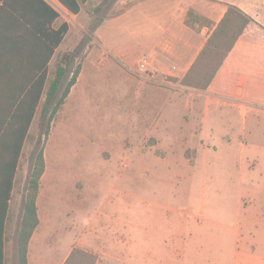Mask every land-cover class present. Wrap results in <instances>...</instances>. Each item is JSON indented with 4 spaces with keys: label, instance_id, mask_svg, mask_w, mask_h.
I'll use <instances>...</instances> for the list:
<instances>
[{
    "label": "crops",
    "instance_id": "1",
    "mask_svg": "<svg viewBox=\"0 0 264 264\" xmlns=\"http://www.w3.org/2000/svg\"><path fill=\"white\" fill-rule=\"evenodd\" d=\"M43 1L60 14L52 28L57 29L64 22L69 24V32L56 57L72 33L71 17L80 14L73 15L58 0ZM4 2L0 0V84L19 79L12 71L16 66L14 37L19 33L22 38H28L22 27L13 28L9 13L1 12ZM227 4L238 7L257 24L248 25L209 88L184 87L179 93L157 87L156 83L182 80L187 75L225 15ZM189 11L207 19L209 24H195L196 29L191 28L187 25ZM109 22V27L103 26L101 33L104 49L116 54L120 63L134 68L137 63L147 61L144 80L133 82L129 76L122 77L124 84L118 105L126 114L129 112V91L133 88L134 108L143 109L148 119L143 121V126L157 139L152 163L195 161L197 167L186 169L183 176H197L198 172L206 175L212 170L216 178H225L229 173L230 179L224 194L230 195L232 204L230 209H220L219 218L197 219L187 213L164 218L160 206L163 219L155 222L151 231L145 230L152 233L156 243L148 242L146 248H136L134 264H198L189 257V250L199 242L207 243L208 248L205 253V248L202 250L203 254L197 251L199 257L195 258L209 259L200 264H264V0H134L131 9ZM55 57L49 63V75ZM24 67L28 68L27 64ZM171 82L169 86L174 84ZM11 97L6 87H0V100ZM4 112L0 103V114ZM175 115L180 118L177 122ZM26 145L27 142L15 179L10 148L6 144L0 146V264H18L17 239L31 177L26 172L19 191ZM190 151L191 159L187 156ZM167 169L172 176L179 172L178 168ZM45 175L46 170L37 199L40 222L29 244L28 264H65L75 248L96 255V264H125L126 257L117 251V246L111 251L104 250L106 254L98 257L86 237H75L77 243L65 248L53 261H42L43 243L49 242V236L42 238L37 252L34 241L43 225L40 212ZM102 223L107 222L102 220ZM101 236L103 243L114 241L107 233L102 232Z\"/></svg>",
    "mask_w": 264,
    "mask_h": 264
},
{
    "label": "rangeland",
    "instance_id": "2",
    "mask_svg": "<svg viewBox=\"0 0 264 264\" xmlns=\"http://www.w3.org/2000/svg\"><path fill=\"white\" fill-rule=\"evenodd\" d=\"M133 5L134 0H91L79 16L71 17L72 33L53 61L49 81L54 79L63 54L78 48V58L68 68L57 100L71 79V72L79 66L77 82H80L74 91L72 88L47 134L46 122L42 123L39 111L23 155V178L19 182L21 191L26 172L31 176L38 153L43 149L46 170L40 212L43 225L34 241V251L37 252L42 238L49 236V242L43 243L42 248L44 262L53 261L65 248L74 246L78 237H86L98 257L106 254L104 250L111 251L117 246V251L126 257L125 264H134V250L146 248L148 242L154 243L156 239L145 230L151 231L155 222L163 219L160 206L164 218L187 213L203 219L219 218L220 209H230L232 204L230 195L224 194L230 186L229 173L222 179L216 178L212 170L206 175L198 172L197 176L186 177L183 175L187 170L197 167L195 161L152 163L157 139L143 126V121H148L143 109L134 108L133 88L129 91V112L126 114L119 108L122 77L129 76L137 82L144 80L146 74L139 72L142 62L135 68L124 65L116 54L105 50L101 33L103 26L109 27L110 20ZM170 81L155 85L183 92L184 86L174 82L171 87ZM174 119L177 122L180 118L175 115ZM192 155L191 151L187 154L190 159ZM167 168H178L179 172L172 176ZM102 220L107 223L103 224ZM117 224L119 229L114 230ZM102 232L114 241L103 243ZM197 245L189 250V257L198 264L202 260L207 262L209 259L195 258L203 254L204 248L206 252L207 243Z\"/></svg>",
    "mask_w": 264,
    "mask_h": 264
},
{
    "label": "trees",
    "instance_id": "3",
    "mask_svg": "<svg viewBox=\"0 0 264 264\" xmlns=\"http://www.w3.org/2000/svg\"><path fill=\"white\" fill-rule=\"evenodd\" d=\"M70 13L79 15L82 7L90 0H58ZM227 11L212 36L200 52L197 60L182 79H171L180 85L196 90H207L222 67L225 59L250 24L256 21L238 7L227 4ZM12 16L13 28H23L28 38L18 33L14 37L13 57L16 66L12 71L19 78L11 83L0 84L7 88L11 98L0 100L5 112L0 114V146L10 148L15 179L19 161L26 142L31 137L32 126L41 110L42 123L46 122L45 134L52 120L60 110L72 88L77 84L79 66L68 81L62 96L58 92L68 75V68L78 58V48L63 54L57 63L56 74L49 81V63L69 32V24L62 23L57 29L53 23L60 14L43 0H5L1 12ZM187 25L196 29L195 24H209V21L188 13ZM192 18L195 20L193 21ZM203 21V23H202ZM25 33V34H26ZM27 64L28 68L24 66ZM23 78V80H21ZM44 99V101H43ZM45 121V122H44ZM45 173L44 150H40L27 185V195L23 202V217L18 233V264H28V250L31 238L39 226L37 199L40 181ZM97 256L81 249H73L65 264H96Z\"/></svg>",
    "mask_w": 264,
    "mask_h": 264
},
{
    "label": "built area",
    "instance_id": "4",
    "mask_svg": "<svg viewBox=\"0 0 264 264\" xmlns=\"http://www.w3.org/2000/svg\"><path fill=\"white\" fill-rule=\"evenodd\" d=\"M139 72L142 74L143 73L147 74V61L146 60H144L142 64L140 65Z\"/></svg>",
    "mask_w": 264,
    "mask_h": 264
}]
</instances>
